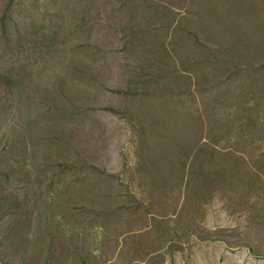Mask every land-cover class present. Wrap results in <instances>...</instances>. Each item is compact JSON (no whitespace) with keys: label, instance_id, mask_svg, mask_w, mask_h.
Returning <instances> with one entry per match:
<instances>
[{"label":"rangeland","instance_id":"rangeland-1","mask_svg":"<svg viewBox=\"0 0 264 264\" xmlns=\"http://www.w3.org/2000/svg\"><path fill=\"white\" fill-rule=\"evenodd\" d=\"M202 2L0 0V264H264V120H243L246 85L209 108L238 121L212 166L249 191L185 188L190 163L152 190L135 172L129 111L170 107L165 127L172 108L202 111Z\"/></svg>","mask_w":264,"mask_h":264},{"label":"trees","instance_id":"trees-1","mask_svg":"<svg viewBox=\"0 0 264 264\" xmlns=\"http://www.w3.org/2000/svg\"><path fill=\"white\" fill-rule=\"evenodd\" d=\"M219 1L223 4L221 8L218 7ZM206 2L207 5L201 3L205 14L200 15L198 24L205 39L203 47L206 49L202 67L208 73L200 82L205 85L208 95L204 96L203 108L198 117L194 118L187 112L181 120L176 109L172 108L170 116L173 119L165 127L162 122L164 116L170 113V107L167 115L166 107H162L161 114L152 117L138 108H131L128 113L137 133L135 172L139 177L138 181L152 180L147 186L149 190L163 187L160 182L162 174L171 176L170 174L177 173L181 162L187 166L190 163L187 172L183 171L184 176L188 174L196 178L194 183L189 180L184 182L183 179L184 187L192 186L204 197L212 195L219 187L233 191L235 188L250 190L249 186L239 187L235 181L236 176L243 175L239 168L233 165L222 168L212 166L217 153L213 145L233 136L234 124L238 121L224 120L214 109L211 112L209 95L214 96L212 102L229 101L237 98L241 85H246L253 98L249 104L246 103L243 120L253 119L256 121L255 126L263 122L264 111L260 107L264 99V2L252 1L246 8L239 7L234 0ZM209 74L216 76L213 87L216 88L215 92L209 87ZM188 79L191 80L192 76ZM189 89L191 90L190 86ZM143 103L147 105L150 101L144 99ZM251 126L253 125L248 127ZM205 141L212 145L209 150L203 149L201 145ZM220 178H224L227 183L221 185Z\"/></svg>","mask_w":264,"mask_h":264}]
</instances>
